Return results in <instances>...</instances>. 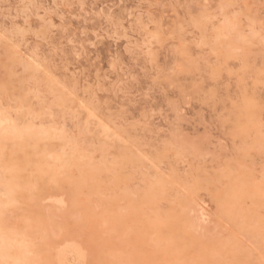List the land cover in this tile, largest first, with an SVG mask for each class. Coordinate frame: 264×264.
Returning <instances> with one entry per match:
<instances>
[{"label": "rangeland", "instance_id": "rangeland-1", "mask_svg": "<svg viewBox=\"0 0 264 264\" xmlns=\"http://www.w3.org/2000/svg\"><path fill=\"white\" fill-rule=\"evenodd\" d=\"M0 128V264H264V0H0Z\"/></svg>", "mask_w": 264, "mask_h": 264}, {"label": "bare ground", "instance_id": "bare-ground-1", "mask_svg": "<svg viewBox=\"0 0 264 264\" xmlns=\"http://www.w3.org/2000/svg\"><path fill=\"white\" fill-rule=\"evenodd\" d=\"M11 120H12V118H11ZM5 122V121H4ZM3 122V123H4ZM2 123V124H3ZM5 123H7V121L5 122ZM1 124V125H2ZM18 125V124H17ZM18 127H19V125H18ZM1 129V128H0ZM11 131V130H10ZM9 131V132H10ZM115 133V132H114ZM43 134V133H42ZM8 135H9V133H8ZM19 136H20V134H18ZM4 137V136H3ZM44 137H46V136H44ZM27 138V137H26ZM29 140V139H28ZM4 141V140H3ZM16 141V140H15ZM30 141V140H29ZM1 142V141H0ZM109 142V141H108ZM24 143H26V142H24ZM28 143V142H27ZM2 145V144H1ZM15 145H17V142H16V144ZM4 146V145H3ZM27 147H28V145H27ZM5 148H6V146H5ZM14 148H15V146H14ZM23 148V147H22ZM4 149V148H3ZM2 150V149H1ZM3 151H5V150H3ZM12 151H14V150H12ZM23 152H24V150H23ZM3 153V152H2ZM22 153V152H21ZM19 155H20V152L18 153ZM12 155V154H11ZM14 156H16V155H14L13 154V156L12 157H14ZM177 156V155H176ZM11 157V158H12ZM30 157V156H29ZM9 158H10V156H9ZM16 158H17V156H16ZM56 159V158H55ZM12 159H10L9 161H11ZM14 160V159H13ZM57 160V159H56ZM55 160V161H56ZM15 161V160H14ZM29 161V160H28ZM28 161H24L25 163H27ZM31 162V161H30ZM30 162H28L27 164H28V167H26V168H29L30 166H29V164L31 165V163ZM62 162H64V164H65V166H66V163H67V161H63V159H62ZM66 162V163H65ZM219 162H221V161H219ZM3 163V162H2ZM18 163H19V161H18ZM34 163V162H33ZM8 164V163H7ZM12 164V163H11ZM15 163H13V165H14ZM26 164V165H27ZM3 165V164H2ZM10 165V164H9ZM15 165H17V164H15ZM14 165V166H15ZM18 165H20V163L18 164ZM17 165V166H18ZM25 165V166H26ZM42 165V164H41ZM46 165V164H45ZM54 165V164H53ZM69 165V163L67 164V166ZM1 166V165H0ZM12 166V165H11ZM184 166V165H183ZM8 167V166H7ZM6 167V168H7ZM10 167V166H9ZM16 167V166H15ZM14 167V168H15ZM20 167H22V166H20ZM37 167H39V165L37 166ZM41 167V166H40ZM44 168H46L45 166H43ZM43 167L41 168V169H43ZM56 167V166H55ZM3 168V167H2ZM10 168H12V167H10ZM48 168V167H47ZM62 168V167H61ZM21 169V168H20ZM22 169H23V167H22ZM21 169V170H22ZM36 169H39V168H36ZM50 169V168H49ZM60 169V168H59ZM58 169V170H59ZM6 170V169H5ZM25 170H27V169H25ZM69 170V169H68ZM1 171V170H0ZM3 171V170H2ZM1 171V172H2ZM35 171V170H34ZM37 171V170H36ZM35 171V172H36ZM41 171V170H40ZM55 171V170H54ZM60 171V170H59ZM7 172V171H6ZM65 172V171H64ZM66 172H67V169H66ZM65 172V173H66ZM3 173V172H2ZM12 174H14L13 172H11ZM16 173H17V171H16ZM44 173V172H43ZM1 174V173H0ZM8 174L10 175V172H8ZM8 174H5L6 176L8 175ZM17 175V174H16ZM15 175V176H16ZM19 175V174H18ZM51 175V174H50ZM54 174H52V176H53ZM3 176V175H2ZM2 176H1V178H2ZM11 176V175H10ZM10 176H7V177H10ZM14 176V175H13ZM12 177H10V178H8L7 179V181L9 180V179H11ZM53 178V177H52ZM56 178H58V177H56ZM55 178V179H56ZM4 179V178H3ZM16 179V178H15ZM6 180V179H5ZM12 180V179H11ZM20 180V179H19ZM30 180H31V178H30ZM33 181V180H32ZM16 182V181H15ZM20 182V181H19ZM29 182V181H28ZM55 182V181H54ZM1 183V182H0ZM30 183V182H29ZM14 184V183H13ZM21 184H22V181H21ZM33 184H34V182H33ZM33 184H32V186H33ZM10 185V184H9ZM26 185V184H25ZM24 185V186H25ZM31 185V184H30ZM31 186V187H32ZM1 187V186H0ZM10 187V186H9ZM13 187H14V185H13ZM26 187V186H25ZM3 188V187H2ZM5 188V187H4ZM33 188H34V186H33ZM6 189V188H5ZM8 189H10L11 190V192L12 191H14V190H12L11 189V187L10 188H7V190ZM25 189V188H24ZM201 189V188H200ZM34 190H35V188H34ZM5 191V190H4ZM8 192L9 191H7V194H8ZM11 192H9V193H11ZM5 193V192H4ZM1 194H3V192L1 193ZM6 194V195H7ZM16 194V193H15ZM5 195V194H4ZM5 195V196H6ZM10 194H8V196H9ZM12 195V194H11ZM4 196V197H5ZM7 197V196H6ZM5 197V198H6ZM134 197V196H133ZM8 198V197H7ZM14 198H17L18 199V197H14ZM2 199H3V197H2ZM10 199V198H9ZM4 200V199H3ZM11 200V199H10ZM48 200V199H47ZM52 200V199H51ZM15 201H17L16 199H15ZM3 202V201H2ZM9 202V201H8ZM8 202H6L5 200H4V203H2V204H5V203H8ZM175 202V201H174ZM51 203V202H50ZM0 205H1V203H0ZM6 205V204H5ZM10 206V203L9 204H7V206ZM11 205H13V204H11ZM3 206V205H2ZM1 207V206H0ZM4 208V207H3ZM1 211H3V209H1ZM1 211H0V213H1ZM184 219V218H183ZM1 225H2V223H0ZM177 225V224H176ZM175 225V226H176ZM179 225V224H178ZM150 226V225H149ZM1 228H3V227H1ZM145 229H146V231H148V229L145 227ZM179 229V228H178ZM0 230H2V229H0ZM174 230V229H173ZM180 230V229H179ZM4 231V230H3ZM0 232H2V231H0ZM173 232V231H172ZM3 233V232H2ZM173 233H175V232H173ZM4 234V233H3ZM13 234V233H12ZM176 234V233H175ZM185 234H187V232H185ZM191 234V233H190ZM11 235V234H10ZM15 235H17V233H15ZM14 235V239H15V241H16V239L17 238H15L16 236ZM190 236V235H189ZM8 237V236H7ZM11 237H13V235L11 236ZM10 236H9V240H10V238H11ZM190 238H192V237H190ZM12 240V239H11ZM10 240V241H11ZM71 240V239H70ZM20 241V240H19ZM19 241L17 242V243H19ZM22 241V240H21ZM20 241V242H21ZM67 242V241H66ZM63 243H65L64 241H63ZM76 244H79V243H76ZM153 244V243H152ZM23 245V244H22ZM75 244L74 243H68L67 245H65V247L62 249V250H60V252L57 254V252L55 251V253H56V257L54 256V253H53V256L55 257V261L54 260H52L53 262L52 263H55V264H78V261L80 260V258H79V260H77L75 257V255L73 256V253L72 252H74V251H76L74 248H75V246H74ZM6 246V245H5ZM13 246H15L14 244H13ZM19 246H21L20 244H19ZM63 246H64V244H63ZM63 246H61V247H63ZM80 246H81V244H80ZM82 247V246H81ZM80 247V248H81ZM7 248V247H6ZM9 248V247H8ZM13 248V247H12ZM11 248V249H12ZM27 248V247H26ZM10 249V250H11ZM77 249H79L78 247H77ZM13 250V249H12ZM24 250V249H23ZM27 250H28V248H27ZM59 250V249H58ZM22 251V250H21ZM29 251H31V250H29ZM168 251V250H167ZM170 251V250H169ZM14 252V251H13ZM23 252V251H22ZM51 252V251H50ZM79 251H77V253H78ZM84 252V251H83ZM24 253H27V252H24ZM32 253V252H31ZM31 253H30V255H31ZM80 253V252H79ZM86 253V252H85ZM9 255H10V252L8 253ZM7 253H6V255L5 256H7L8 255ZM28 254V253H27ZM87 254V253H86ZM166 254V253H165ZM178 254H180V253H178ZM186 254V253H185ZM9 255H8V257H9ZM14 255V254H13ZM16 255V254H15ZM23 255V254H22ZM50 255V254H49ZM188 255V254H187ZM187 255H186V257H187ZM190 255V254H189ZM27 256V255H26ZM39 255H37L36 257H38ZM171 255H169V257H170ZM185 256V255H184ZM206 256V255H205ZM28 257H31V256H29L28 255ZM35 257V258H36ZM192 257V256H191ZM35 258H33L34 260H35ZM46 259H48L47 257H45ZM115 258V257H114ZM211 258H213V257H211ZM10 259H13L14 260V257H10ZM16 259V258H15ZM24 259V258H23ZM172 259V258H171ZM169 261H170V259H168ZM167 260V261H168ZM207 260V259H206ZM212 260L213 259H211V262H212ZM27 261H29L28 259H27ZM193 261H194V259H193ZM203 261V260H202ZM208 262H209V260H207ZM207 261H205V264H209V263H206ZM14 262V261H13ZM45 262V261H44ZM80 263H81V261H79ZM210 262V263H211ZM17 263H18V261H17ZM47 263V262H46ZM85 263V262H84ZM84 263H81V264H84ZM196 263V262H195ZM28 264V263H27ZM34 264V263H33ZM86 264V263H85ZM212 264V263H211Z\"/></svg>", "mask_w": 264, "mask_h": 264}]
</instances>
